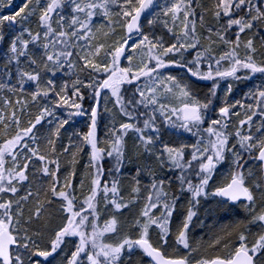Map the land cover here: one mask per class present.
Here are the masks:
<instances>
[{"label":"snow or ice","instance_id":"6c2138e0","mask_svg":"<svg viewBox=\"0 0 264 264\" xmlns=\"http://www.w3.org/2000/svg\"><path fill=\"white\" fill-rule=\"evenodd\" d=\"M12 5L0 264H264V0ZM208 204L238 218L205 243L192 231Z\"/></svg>","mask_w":264,"mask_h":264},{"label":"trees","instance_id":"16d2710c","mask_svg":"<svg viewBox=\"0 0 264 264\" xmlns=\"http://www.w3.org/2000/svg\"><path fill=\"white\" fill-rule=\"evenodd\" d=\"M21 4V0H13L12 7L15 10H18V6ZM6 47V44L4 45ZM243 73H241L242 75ZM260 83L259 77L254 78L253 80H245L242 82H235L233 93L229 97V99H233V97H236L237 99H242L245 92H247L250 88L253 87V85ZM209 82L205 81H199L197 82L196 87L200 89V91L204 92L207 91V86ZM227 86V82H221V88L218 92L219 95L223 96L224 88ZM88 106L87 101L85 102V107ZM60 113H58L59 115ZM79 120V118H78ZM73 130L76 131H82L86 132L87 128L75 126L73 122H70L69 125L65 126V130H62L65 132V134L71 133ZM102 125L99 130L100 136L102 135ZM107 166V165H106ZM226 167V166H225ZM207 207V208H205ZM209 210L210 213H209ZM200 221H202L204 224L207 225V227H201V223L199 221H194V228L192 231V237L194 239H201L203 238V241L207 243L208 239L212 235V232L217 231L220 227L227 225L232 222V220L237 219L238 217L235 216L233 211L226 210V209H217L215 204H208L205 205L204 208H202L199 212ZM211 229V231H210ZM255 231V229H253Z\"/></svg>","mask_w":264,"mask_h":264},{"label":"rangeland","instance_id":"374dc122","mask_svg":"<svg viewBox=\"0 0 264 264\" xmlns=\"http://www.w3.org/2000/svg\"><path fill=\"white\" fill-rule=\"evenodd\" d=\"M160 2L161 3H163V0H160ZM125 63H126V61H125ZM197 90H199L200 91V89H198L197 88ZM205 92V91H204ZM200 93H201V95L203 94V91L201 92L200 91ZM223 94H224V91H223ZM234 99H237L236 97H233V99L231 98V100H234ZM243 99V98H242ZM86 122H87V118L85 117V118H79V120H78V118L73 122L74 124H75V126L77 127V126H79V127H84L85 125H86ZM104 120H102L101 121V123H100V127H101V125H102V135H101V137H103V133H104ZM86 127V126H85ZM205 208H207V207H205Z\"/></svg>","mask_w":264,"mask_h":264}]
</instances>
